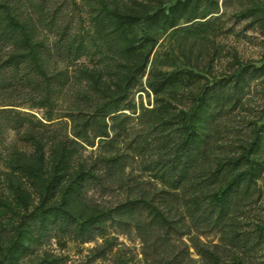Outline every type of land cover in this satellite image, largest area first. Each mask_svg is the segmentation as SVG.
Instances as JSON below:
<instances>
[{
    "label": "rangeland",
    "instance_id": "374dc122",
    "mask_svg": "<svg viewBox=\"0 0 264 264\" xmlns=\"http://www.w3.org/2000/svg\"><path fill=\"white\" fill-rule=\"evenodd\" d=\"M101 9L99 0H0V245L18 244L5 264H150L134 228L113 219L111 210L129 196L107 175L119 172L108 161L129 153L122 164L129 186L160 188L140 170L147 157L130 149L149 133L137 121L142 108L158 105L187 120L205 89L235 85L246 69L262 68L245 81L242 105L221 140L241 139L245 147L255 131L264 136V0H115L110 12L121 47L108 30H98ZM33 30H40L43 48L34 47L31 60L19 58L17 45L30 40L32 49L38 42ZM58 30L81 46L69 62L54 47ZM59 73L69 76L63 84ZM84 95L96 102L71 117ZM111 102L120 106L115 112L99 110ZM18 113L35 119L15 127ZM89 117L107 135L94 139L97 124L86 127ZM260 187L240 220L254 247L223 264H264V174ZM56 215H71L75 227L44 235L42 223ZM81 224L95 227L93 236L77 237ZM203 241L219 243L215 234Z\"/></svg>",
    "mask_w": 264,
    "mask_h": 264
},
{
    "label": "trees",
    "instance_id": "16d2710c",
    "mask_svg": "<svg viewBox=\"0 0 264 264\" xmlns=\"http://www.w3.org/2000/svg\"><path fill=\"white\" fill-rule=\"evenodd\" d=\"M99 2L103 9L96 16L98 30H108L121 47L123 41L116 32L118 29L110 12L115 0ZM33 31L38 42L32 49L29 48L30 40L21 46L17 45L19 58L31 60L34 47L43 48L45 41L41 38L40 30ZM108 32H105L104 37L110 47ZM54 47L64 55V62L71 61L81 48L68 30L56 32ZM37 71L45 75L41 66L37 67ZM244 72L246 77L237 79L235 85L221 81L219 85L205 89L201 97L197 98L187 120L158 105L152 109L142 108L137 121L146 125L149 133L145 138L138 136L130 143V149L135 154L147 157L140 170L150 178L151 185L157 184L160 188L146 190L140 182L129 186L130 181L124 177L125 166L122 165L129 157L132 158L129 153L116 154L115 158L108 161L109 164L117 165L119 172H108L107 175L111 176L113 184L121 190L125 189L129 196L128 201L111 210L113 219L123 228H134L147 263L223 264L224 260L231 257L242 259L254 247L251 236L244 231L240 220L247 208L254 204L256 196L261 195L264 136L255 131L253 142L245 147L241 139V144L228 140L224 143L221 140L225 137L228 139V122L242 105L245 81H254L263 74L262 68L246 69ZM58 75L62 84L69 79L62 73ZM45 79L50 84L51 78L45 75ZM92 102L96 100L84 95L81 102H76L73 107L71 117H82L83 111L92 108ZM119 107L118 103L113 102L99 104V110H108L109 113ZM129 109L131 107L127 106L123 110ZM30 117L35 119L32 115L18 113L11 121L15 127L22 128ZM90 124L93 127L98 125L93 130L94 139L107 135L97 120L93 122V117H89L86 127H90ZM76 135L85 139L81 131L76 132ZM242 149L244 152H241ZM93 177L86 178L85 183L90 178L95 179ZM72 227H75V222L71 215L69 218L56 215L42 223L41 230L44 235H49L54 230L67 231ZM95 229L92 225L84 228V224H81L77 237L93 236ZM210 234L218 237V244L203 241ZM16 244L8 249L0 245V264L10 259L12 251L17 249ZM191 249L199 260L192 257Z\"/></svg>",
    "mask_w": 264,
    "mask_h": 264
}]
</instances>
